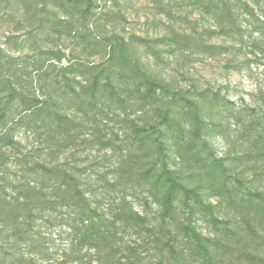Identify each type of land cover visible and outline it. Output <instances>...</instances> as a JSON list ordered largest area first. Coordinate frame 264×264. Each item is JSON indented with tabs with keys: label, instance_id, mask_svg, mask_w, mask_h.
<instances>
[{
	"label": "rangeland",
	"instance_id": "rangeland-1",
	"mask_svg": "<svg viewBox=\"0 0 264 264\" xmlns=\"http://www.w3.org/2000/svg\"><path fill=\"white\" fill-rule=\"evenodd\" d=\"M91 1L84 20V2L0 0V112L9 80L31 103L41 101L29 107L15 98L0 118V264H117L132 251L143 264H155L156 205L138 178L144 157L129 120L153 122L164 97L126 114L88 109L85 88L107 64L102 38L112 33L171 89L199 99V92L213 91L230 101L232 112L201 100L202 117L213 128L207 139L246 186L264 193V152L255 142L264 129V58L254 46L264 47V0ZM111 81L136 100L131 83L113 74ZM54 112L71 122L57 127ZM171 167L190 184L203 179L186 156L174 153ZM75 188L104 221L125 207L145 218L120 236L113 257L78 243L87 207ZM208 200L218 217L240 224L243 209L216 196ZM196 224L202 234L218 235L202 219ZM255 227L257 237L240 232L229 241L219 264H264V224Z\"/></svg>",
	"mask_w": 264,
	"mask_h": 264
},
{
	"label": "trees",
	"instance_id": "trees-1",
	"mask_svg": "<svg viewBox=\"0 0 264 264\" xmlns=\"http://www.w3.org/2000/svg\"><path fill=\"white\" fill-rule=\"evenodd\" d=\"M45 4L46 0H39ZM73 5L84 2L81 17L85 20L93 6L91 0H61ZM211 4V0L206 1ZM227 8L226 13H229ZM231 32L242 38V29L231 24ZM143 43L147 39L135 37ZM107 47V64L95 73L85 88L88 109L92 113L118 109L126 114L128 109L152 105L161 97V105L154 106V120L138 124L129 120V129L139 152L144 157L138 178L146 185L147 192L156 205V220L151 233L155 239V264H219L221 253L230 250L229 241L243 235L257 237L256 222L264 224V193L251 190L245 179L233 173L224 157H218L213 144L207 139L213 128L202 117L201 100L218 105L232 112L230 101L213 91H202V99L191 98L171 89L167 83L145 71L139 60L132 57L128 42L118 34L112 33L102 38ZM160 40V39H158ZM215 50L216 46L202 45ZM264 58V47L254 44ZM60 55L59 57H61ZM115 75L125 83H131L135 93L134 101L125 94L126 88L111 81ZM100 76L104 81H100ZM67 87L75 93L69 81ZM9 93L1 109L4 116L5 106L19 98L29 107H36L41 101L31 99L15 89L8 81ZM57 127H65L71 119L58 112L53 114ZM249 123V128H255ZM255 142L264 152V129L256 132ZM10 140V139H9ZM174 153L186 156L203 179L190 184L184 175L171 167ZM42 169L49 170L42 165ZM66 176V175H64ZM62 176V177H64ZM75 195L87 207L86 222L78 237L81 246L94 248L96 252L105 251L107 258L115 254L117 240L121 235L144 223L145 218L130 207H125L109 220H102L99 213L90 209L80 191ZM209 196H216L227 204L241 208L244 213L240 224L233 225L229 219L217 216L218 207L211 203ZM27 209V205H24ZM30 214V212H29ZM202 219L217 236H206L197 228V220ZM83 222V219L81 220ZM248 258H251L248 256ZM117 264H143L140 256L132 251Z\"/></svg>",
	"mask_w": 264,
	"mask_h": 264
}]
</instances>
